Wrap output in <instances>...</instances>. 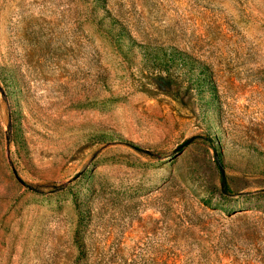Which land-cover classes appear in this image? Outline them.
<instances>
[{
  "label": "rangeland",
  "instance_id": "rangeland-1",
  "mask_svg": "<svg viewBox=\"0 0 264 264\" xmlns=\"http://www.w3.org/2000/svg\"><path fill=\"white\" fill-rule=\"evenodd\" d=\"M0 264H264V0H0Z\"/></svg>",
  "mask_w": 264,
  "mask_h": 264
}]
</instances>
